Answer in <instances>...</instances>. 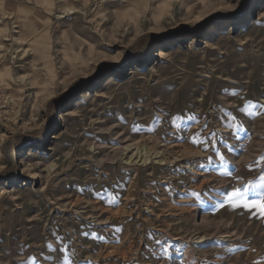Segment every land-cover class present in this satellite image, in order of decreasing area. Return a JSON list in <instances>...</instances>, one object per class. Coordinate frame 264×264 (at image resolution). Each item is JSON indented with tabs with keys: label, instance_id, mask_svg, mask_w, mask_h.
<instances>
[{
	"label": "rangeland",
	"instance_id": "obj_1",
	"mask_svg": "<svg viewBox=\"0 0 264 264\" xmlns=\"http://www.w3.org/2000/svg\"><path fill=\"white\" fill-rule=\"evenodd\" d=\"M260 13L0 0V264H264Z\"/></svg>",
	"mask_w": 264,
	"mask_h": 264
},
{
	"label": "snow or ice",
	"instance_id": "obj_2",
	"mask_svg": "<svg viewBox=\"0 0 264 264\" xmlns=\"http://www.w3.org/2000/svg\"><path fill=\"white\" fill-rule=\"evenodd\" d=\"M221 160H223V157L221 156ZM261 180V187L264 188V174L260 176ZM247 189L245 192H241L239 189L234 190L231 195L228 197V200L230 202H234V207H244V208H256L259 209V215L264 218V191H261L259 193V199L258 200H252L249 201L247 198ZM193 196L199 195L196 192L192 193Z\"/></svg>",
	"mask_w": 264,
	"mask_h": 264
},
{
	"label": "bare ground",
	"instance_id": "obj_3",
	"mask_svg": "<svg viewBox=\"0 0 264 264\" xmlns=\"http://www.w3.org/2000/svg\"><path fill=\"white\" fill-rule=\"evenodd\" d=\"M74 11V9H69V11H67V12H69V14H72V13H74L73 12ZM263 18H264V13H260V16H259V21H261V20H263ZM4 33V32H3ZM28 36V35H27ZM23 37H24V35H23ZM29 39V38H28ZM25 40H27V39H25ZM38 40V39H37ZM36 40V41H37ZM35 41V42H36ZM36 45H41L40 44V42H36ZM41 49L43 48L44 49V45L42 46V47H40ZM3 49H4V46H2V45H0V52H2L3 51ZM44 53H46V51H41V52H39V54H41V56L44 54ZM0 56H1V54H0ZM168 56V54L166 53V51H159L158 53H157V57L159 58V59H164V58H166ZM43 60H44V57L42 56V58L41 59H39V61L40 62H43ZM38 61V60H37ZM5 66H7V65H0V69H1V67H2V69L0 70V76L2 77V72L4 71V69L6 68ZM113 82L115 81L114 79L112 80ZM115 85L114 86H116V83H114ZM96 98H99L100 96H101V94L100 93H98V91H96ZM131 147H128V149H130ZM144 151V150H143ZM140 152V151H139ZM137 153V152H136ZM140 154V153H139ZM1 196H4L6 193H8V190L6 189V188H2L1 190Z\"/></svg>",
	"mask_w": 264,
	"mask_h": 264
}]
</instances>
